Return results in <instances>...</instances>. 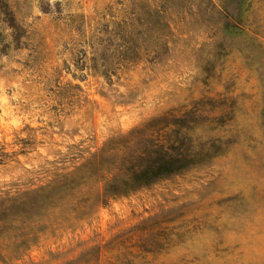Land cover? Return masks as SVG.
Masks as SVG:
<instances>
[{
  "label": "rangeland",
  "instance_id": "374dc122",
  "mask_svg": "<svg viewBox=\"0 0 264 264\" xmlns=\"http://www.w3.org/2000/svg\"><path fill=\"white\" fill-rule=\"evenodd\" d=\"M210 1L153 0L167 49L131 58L115 45L131 0H0L1 192L163 114L219 150L88 214H47L7 264H264V2L234 33L233 0Z\"/></svg>",
  "mask_w": 264,
  "mask_h": 264
},
{
  "label": "trees",
  "instance_id": "16d2710c",
  "mask_svg": "<svg viewBox=\"0 0 264 264\" xmlns=\"http://www.w3.org/2000/svg\"><path fill=\"white\" fill-rule=\"evenodd\" d=\"M130 5L131 17L117 25L118 50L131 58L165 52L169 25L163 5L156 7L153 0H131ZM251 7L252 0H233L231 8L235 13L222 8L227 18L222 29L242 31ZM191 128L182 124L180 117L159 115L126 134L110 138L83 162L56 172L44 185L13 194L0 191V261L7 264L28 250L46 227L44 217L55 210L88 214L110 199L126 196L215 157L219 150L211 148L212 144L194 145L188 133ZM98 181L103 183L102 188L91 191L90 186Z\"/></svg>",
  "mask_w": 264,
  "mask_h": 264
}]
</instances>
